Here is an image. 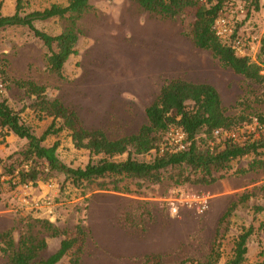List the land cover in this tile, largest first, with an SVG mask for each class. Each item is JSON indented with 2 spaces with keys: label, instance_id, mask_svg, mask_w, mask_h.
<instances>
[{
  "label": "rangeland",
  "instance_id": "1",
  "mask_svg": "<svg viewBox=\"0 0 264 264\" xmlns=\"http://www.w3.org/2000/svg\"><path fill=\"white\" fill-rule=\"evenodd\" d=\"M59 1L29 0L26 10L42 9ZM14 5L15 0H3L2 14H12ZM226 8L233 10L238 17V34L245 41L244 55L257 62L264 42V0H260L258 10L249 8L248 0H228ZM193 18L194 8L185 9L175 18L161 19L142 10L134 0H89V9L77 22L78 53L64 65L63 78L45 69L44 54L47 49L26 26L0 28V65L5 66L10 79H31L45 85L48 98H59L77 112L85 127L100 128L110 138L135 133L146 122L145 107L158 94L162 84L171 78L212 84L228 115L264 111V103L257 101L264 93V84L255 83L223 67L209 51L197 48L189 36ZM67 24L66 19L60 18L35 22L37 28L50 34L59 33ZM4 85L6 88L0 92L1 96L7 99L12 108L23 110L24 120L39 136L51 118H36L31 109L34 97L26 95L22 88L11 82L8 85V81H5ZM254 122L252 118L251 122L223 136L243 141L255 130ZM165 136L164 133L166 140ZM55 140L60 142L57 155L61 162L70 167L86 164L88 151L75 149L66 131L49 135L42 144L49 146ZM26 143L25 138L8 135L0 143V158L10 154L17 156ZM154 154L152 150L136 158L149 161ZM253 157L249 154L233 160V170L245 167ZM92 159L96 160L97 157ZM2 166L0 163V172ZM43 172L33 186L21 185L14 189H10L5 182L6 176L0 175V232L9 230L15 247L24 235L45 240V248L38 253V259H45L57 250L64 235L53 236L43 222L47 221L68 234L80 223L87 233L80 264H111L113 260L108 259L91 235L88 216L93 206L90 203L94 192H112L116 196L121 193L100 189L97 181L87 183L83 189L77 188L68 182L61 171L44 169ZM235 181L245 187L238 189L233 200L245 192H253L254 195L237 206L227 223L222 225L220 258L215 264H225L232 253L233 238L249 225L253 226L255 233L247 241L245 263L258 264L262 259L260 251L264 250V232L260 228L264 209L254 212L253 206H264V198L257 189L264 183V169L252 171L245 177L229 174L210 185L185 183L175 186L168 180L156 184L144 180H136L137 185L135 181L130 182L131 192L128 194L132 195L127 197L128 204H117L119 211L123 209L122 218L125 219L127 215V223L145 227L156 217L167 215L176 218L185 214L198 223V230L189 242L182 243L178 250L159 260L146 261L141 258L131 262H114L179 264L185 260L184 264H211L207 259L218 216L215 204L219 203L217 195L210 191ZM112 200L124 201L119 197ZM201 202L208 205L203 212L198 211ZM4 246L0 242V247ZM9 254L10 251L0 249V263H6ZM58 264H67V257Z\"/></svg>",
  "mask_w": 264,
  "mask_h": 264
},
{
  "label": "trees",
  "instance_id": "2",
  "mask_svg": "<svg viewBox=\"0 0 264 264\" xmlns=\"http://www.w3.org/2000/svg\"><path fill=\"white\" fill-rule=\"evenodd\" d=\"M144 11L153 13L161 19H172L187 8H194V18L190 22L189 36L193 44L209 51L223 66L237 74L264 84V42L260 49L259 60L252 61L247 55H238L230 44L223 42L214 32L213 23L228 0H134ZM29 0H15L12 14H2L3 0H0V28L26 26L33 35L42 41L47 52L44 54L46 70L63 78L64 65L76 55L79 28L77 22L89 9V0H60L42 9L27 11ZM248 7L258 10L260 0H248ZM52 18L66 19L67 26L57 34H50L35 26L37 21ZM1 82L8 81L34 97L31 109L36 118L50 117V122L37 136L22 116V109L12 108L0 93V143L14 134L25 138L27 143L17 156L13 154L0 158L3 164L0 175L6 176L5 182L14 189L21 185H34L40 175L47 171H61L74 187L83 189L87 183L97 181L100 189L130 193V182L144 180L153 184L164 180L173 185L185 183L210 185L227 175H241L264 169V111L228 115L222 105L217 89L208 82H193L182 78L166 80L158 94L145 107L146 122L135 133L110 138L100 128H87L77 112L66 106L59 98H48L46 86L31 79H10L5 66L0 65ZM5 84V83H4ZM7 85V87H8ZM6 88V85H4ZM264 103V93L257 98ZM255 119V130L243 141L232 136H223ZM180 127L185 132L186 147L172 151L163 134L170 127ZM219 130V134L214 131ZM66 131L75 149L88 151L89 159L84 166L70 167L61 162L57 155L60 145L55 140L51 145L42 142L49 135ZM218 140V141H217ZM154 150L149 161L136 158ZM254 157L245 167L233 170L232 161L246 155ZM118 159V157L123 156ZM97 157L93 160V157ZM264 198V183L258 186ZM132 194V193H131ZM253 192L240 194L232 201L218 219L207 262L215 264L220 258L222 225L227 223L232 212L246 202ZM264 209L254 205V212ZM127 220V215L125 219ZM43 226L53 236L64 235L59 247L45 259H38V253L46 246L45 240H35L31 236H21L15 247L9 230L0 232V247L3 252L10 251L8 261L0 264H58L67 257V264H80L87 233L80 223L70 234L44 221ZM264 232V219L260 221ZM255 233L252 225L243 227L233 238L232 253L225 264H246L247 241ZM264 264V250L260 251ZM146 261L159 260L161 256L151 254ZM184 261L179 264H184Z\"/></svg>",
  "mask_w": 264,
  "mask_h": 264
},
{
  "label": "crops",
  "instance_id": "3",
  "mask_svg": "<svg viewBox=\"0 0 264 264\" xmlns=\"http://www.w3.org/2000/svg\"><path fill=\"white\" fill-rule=\"evenodd\" d=\"M249 173L241 175L245 177ZM235 182L228 186H218L210 191L211 194L217 195L219 203L215 204L218 216L214 224L212 240L218 219L228 205L234 201L233 197L238 189L245 187L242 183ZM130 195L132 194L121 193L116 196L112 192H94L91 198L90 204L93 206L88 216L89 229L99 248L104 250L108 259L113 260L110 262L111 264H116L114 260L131 262L151 254L163 258L165 255L178 250L182 243L189 242L192 235L198 230V223L193 222L185 214L176 218L167 215L156 217L153 221L147 222L145 227L141 224L127 223L122 218L123 209L119 211L117 204H128L127 197ZM116 197L122 198L124 201L112 200ZM95 204L98 206L95 207ZM195 239L198 238L195 237Z\"/></svg>",
  "mask_w": 264,
  "mask_h": 264
},
{
  "label": "built area",
  "instance_id": "4",
  "mask_svg": "<svg viewBox=\"0 0 264 264\" xmlns=\"http://www.w3.org/2000/svg\"><path fill=\"white\" fill-rule=\"evenodd\" d=\"M241 11V10H240ZM229 12V13H228ZM238 17L234 15L233 10L224 8L216 17L213 23V29L215 34L225 43L230 44L238 55H244L245 41L238 34L237 22ZM4 86L0 81V92H3ZM219 130H215V134H219ZM167 146L172 151H179L186 147L185 132L180 127H170L165 132ZM24 187L33 186L31 184L22 185ZM38 206L39 204H35ZM206 202H201L198 205V211L203 212L207 208ZM173 212L175 211L172 208Z\"/></svg>",
  "mask_w": 264,
  "mask_h": 264
}]
</instances>
